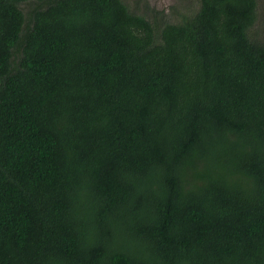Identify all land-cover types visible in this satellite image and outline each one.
Returning <instances> with one entry per match:
<instances>
[{"label":"trees","instance_id":"trees-1","mask_svg":"<svg viewBox=\"0 0 264 264\" xmlns=\"http://www.w3.org/2000/svg\"><path fill=\"white\" fill-rule=\"evenodd\" d=\"M257 21L0 0V264H264Z\"/></svg>","mask_w":264,"mask_h":264},{"label":"rangeland","instance_id":"rangeland-1","mask_svg":"<svg viewBox=\"0 0 264 264\" xmlns=\"http://www.w3.org/2000/svg\"><path fill=\"white\" fill-rule=\"evenodd\" d=\"M134 11L149 15L151 19L156 16L161 21L169 19L178 22L184 14L194 10L199 0H124ZM258 35L264 38V0H258V21L255 26Z\"/></svg>","mask_w":264,"mask_h":264}]
</instances>
